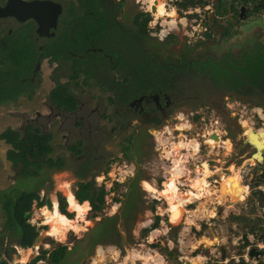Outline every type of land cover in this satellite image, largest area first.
<instances>
[{
	"label": "rangeland",
	"instance_id": "rangeland-1",
	"mask_svg": "<svg viewBox=\"0 0 264 264\" xmlns=\"http://www.w3.org/2000/svg\"><path fill=\"white\" fill-rule=\"evenodd\" d=\"M136 1L126 0L123 13L128 21L132 20L135 11L143 8L147 10V6L151 7L150 0ZM174 1L156 0L153 3L155 8L151 11L152 13L150 12V36L157 28H163L156 23V15L162 17L160 22L164 24L165 29H168L167 22L173 21L177 15L175 14L174 17L171 14V17L164 21L166 15L158 12L157 5L161 6L162 3H166L165 9L172 13ZM183 15L182 13L181 16ZM182 20L184 21L183 18ZM23 24L9 17L0 18V37L18 31L21 38L27 42L26 36H29L32 30L28 24ZM170 24L172 23L170 22ZM32 28L34 29L35 26ZM178 28L181 27L178 25ZM178 28L177 30H179ZM170 32H172L171 29ZM153 38L157 40V38ZM184 40L183 34H176L175 50L180 44H184ZM158 45L165 48L163 45ZM2 67L0 65V69L4 70L5 68ZM52 68L53 65L45 58L41 64L43 74L37 76L35 84L29 88L28 96L23 93L15 100L0 102V133L7 127L21 129L27 124H32L42 132L51 134V143L54 148L53 157L68 156L67 145L80 136L76 126L74 127L75 115L59 111L57 108L48 109L47 105H50L49 91L54 84L53 75H49ZM65 71L70 73V70ZM82 89L84 92L81 94L78 89L72 88L77 96H82L81 98L91 95L94 97V100H91V106L88 107L89 110L97 106L96 99L99 96L102 97L101 102L104 106L107 92L86 85ZM89 98L85 100L88 101ZM229 104L232 106L231 109H228L225 104L221 109L214 107L217 111L211 109L207 103L187 102L178 106L174 115L178 116L179 113L183 118L178 116V119L174 121L164 122L162 128L154 131L153 136L150 134L149 137L142 139L139 150L132 159H127L122 154L120 156L116 143L111 144L109 147L116 150L114 157L116 160L109 164L108 172L105 175L98 172L94 178L96 186L103 184L106 190L104 206L94 217L89 201H87L86 211L82 214H79V208L76 212V210L70 209L67 204L66 209L73 214L71 219L75 226L74 230L69 229L66 232L65 239L61 237L63 240H57L60 238L47 234L48 224L46 221L55 219L56 214L53 209H55V205L58 207V193L69 197L72 196V193L74 195L76 185L73 175L66 170L44 169L39 178H23L20 176L19 167H14L6 157L9 145L0 139V259H5L4 264H28V260L30 261L36 256L35 254L44 247L45 242L50 243L52 247L60 242L68 247H73L72 244L84 246V251L78 258L80 264H121L124 261L126 264H185L184 262L187 263L189 260H196L199 264H210L218 260L219 255L216 246L212 244L213 242H206L212 237L209 225L214 228L222 240L221 243H230L226 258L240 254L244 235L249 238L250 235L264 232L263 211L252 199L254 198L252 194L254 184L261 181L260 179L256 181L249 179L250 174L260 178V173L264 171V160L253 165L255 158L250 160L249 157L254 148L244 136L250 132H257L258 135L261 134L264 137V125H257L258 119L252 115L254 104H249V102H240L234 106L232 102ZM102 108H104V113L110 114V108ZM256 110L261 112L259 108ZM196 115L199 118H196ZM261 116L264 120V115ZM65 117L67 121H64ZM99 122L103 123L102 120ZM185 123L190 126L187 128ZM242 126H244V131H242ZM212 132L219 133L220 136L217 141L213 142L215 145L213 147L206 142L208 138H211L208 133ZM83 135L86 136L87 132ZM182 139L188 145L178 146V142ZM221 139L222 141L226 140V144L221 142ZM194 142L197 143V151L193 149ZM105 153L106 151L102 150L101 146L95 153L93 152V155ZM134 157L137 158V165L136 169L132 171ZM177 161L178 167L180 169L183 167L185 170L180 181L186 182V185L180 189L176 184L180 172L176 177L172 171V165H174L172 163ZM207 168L209 172L206 171ZM136 175V181H132ZM227 177L228 181L221 184ZM206 179L208 186L205 189L193 188L191 185L192 183L201 184V181L204 182ZM164 181L167 182L166 186L162 185ZM247 184L249 189L245 186ZM21 189H35L40 199L42 197L50 199V205L45 203L39 206L36 200L32 202L29 220L33 218L37 221L38 225L34 226L44 237L42 236L29 248L18 246L15 235L2 233L5 216L2 208V196L5 195L3 192L13 195ZM190 190L194 192L195 196L184 203L181 198L186 199ZM152 196L160 199H153ZM226 204L230 206L227 207ZM177 205L185 208L183 214L178 215ZM43 207H45L44 210ZM155 215H159L161 218L158 226L146 234H142V229L152 224ZM107 216L115 217L116 233L114 235L108 233L105 237L95 240L97 237L95 225ZM94 220L97 222L94 223ZM193 227L197 231H194ZM93 240H95L94 244ZM201 242H205L208 249L206 251L200 249L195 252L194 249ZM81 244L83 245L81 246ZM153 244L155 245L153 246ZM164 245L172 250L171 255L165 253L164 247H162ZM83 255L84 259L81 261ZM144 256L148 258H143ZM66 260L63 264L71 262L69 259L67 262ZM225 264L234 263L229 260Z\"/></svg>",
	"mask_w": 264,
	"mask_h": 264
},
{
	"label": "flooded vegetation",
	"instance_id": "flooded-vegetation-1",
	"mask_svg": "<svg viewBox=\"0 0 264 264\" xmlns=\"http://www.w3.org/2000/svg\"><path fill=\"white\" fill-rule=\"evenodd\" d=\"M0 1V7L7 2ZM50 1L60 5L56 27L52 29L54 33L50 36H39L38 24L32 18L24 21H18L12 16L0 18H12L18 23L28 24L32 30V33L26 36L33 57L31 69L25 77L19 78L21 82H29L28 90L23 93L27 96L37 76L43 74L41 64L47 58L53 65L49 74L53 75L52 88L56 83L66 82L68 91L76 100L75 109L70 111L52 104L50 95L51 106L47 105L49 110L57 108L76 116L74 127L76 126L80 138L67 145L68 156H56L63 159V166L53 168L70 172L75 185L80 181L94 180L98 172L104 175L108 172L109 164L116 160V150L109 147L113 143H116L120 156L132 159L138 152L142 139L150 134L153 136L154 131L162 128L164 122L178 119V116L174 115L175 109L187 102L207 103L215 111L216 107L221 109L225 104L231 109L229 102H232L233 106L240 102H249L254 104L251 106L252 115L264 125L261 116L264 115V77L257 71L260 67L257 59L264 56V0H189L190 3L184 10L177 5L179 0H175L173 5L177 15L174 16V23L170 20L172 24L167 22L168 29H165L164 24L160 22L162 17L156 15V23L163 28H157L152 32V36L149 35L151 19L148 22L147 35L140 24L143 13H150L151 7L135 11L132 20L128 21L123 13L126 0ZM155 1L150 0V6ZM165 6L166 3H162L156 8H159L160 14L167 16L164 19L167 21L171 12L167 11ZM178 25L181 28H178ZM162 30L167 34L160 40L155 33ZM180 33L185 37L184 44H180L175 50L176 34ZM17 35L19 40L22 36L20 33ZM54 54L59 55L56 57ZM144 55L153 59V64H145ZM65 70H70V73ZM177 75L185 77L184 80L178 78L181 85L175 79ZM85 85L108 93L104 98V106L102 97L99 96L96 99L97 106L89 110L94 97L91 95L81 98L82 96H77L72 90L74 87L82 94V87ZM102 107L110 108V114L104 113ZM100 120L103 123H100ZM64 121H67L66 117ZM85 132L86 136L83 135ZM252 134L253 132L249 134L252 140H260L261 146L258 149L263 148L264 137L257 132H254L256 137L251 136ZM101 146L106 153L94 156L93 152ZM261 152L264 157V149ZM134 160L132 171L137 165V158L134 157ZM259 163L257 161L253 165ZM136 178L137 175L132 181ZM259 179L254 176L250 181ZM166 184L167 182L163 185ZM154 197L153 199H156V196ZM46 223L49 224V235L63 240L53 234V224L50 221ZM59 244L61 243L52 247L50 243L45 242L36 256L28 260V264L41 254H44V257L32 264H63L66 259L71 262L65 264H80L78 258L83 253L84 246L80 247L78 244H72L73 247L61 244L66 246V256L54 263L50 257ZM68 255L70 257H67ZM83 259L84 255L81 261ZM190 261L192 260L188 262Z\"/></svg>",
	"mask_w": 264,
	"mask_h": 264
},
{
	"label": "trees",
	"instance_id": "trees-1",
	"mask_svg": "<svg viewBox=\"0 0 264 264\" xmlns=\"http://www.w3.org/2000/svg\"><path fill=\"white\" fill-rule=\"evenodd\" d=\"M189 3V0H179L177 5L184 10ZM150 19V13H143V19L140 24L145 35H147L148 32L147 26ZM135 21H137V17L135 18ZM17 34L18 33L16 32L11 35H4L0 37V65L5 68L4 70L0 69V102L17 99L19 95L26 92L28 88L27 86H29L28 80L26 82H21L19 78L28 74V71L31 69L33 57L31 56V50L30 47H28V42H25V39L21 38L18 40L19 36ZM21 40L22 42H20ZM58 55L59 54H54L56 57ZM144 59L146 60L145 64H153L154 62L153 59L147 55H144L143 60ZM257 64L260 65L257 69L258 74L261 77H264V56L257 59ZM161 68L162 67L160 66V69ZM179 70L183 71V69ZM177 76L178 77L176 78L174 77L177 81L178 78L179 80L180 78L182 80L185 78L183 75L181 77L179 75ZM166 79H172V77H166ZM179 83L181 85V82ZM148 86H145V88H152ZM50 101L54 105L64 107L67 111L75 109L76 106V100L68 91L66 82L55 84L54 88L50 91ZM196 118H199V116L196 115ZM0 139L4 140V142L9 145L6 150V157L12 162L14 167H19L20 176L23 178H39L42 175V170H51L54 167H62L64 164L63 159L60 157H53L54 148L51 143V134L42 132L39 128L34 127L32 124H27L21 129L7 127L0 133ZM165 182L166 181H164L163 184ZM105 191L106 190L104 189L103 184L96 186L94 180L92 179L90 181L78 182L74 195L72 193L71 197L67 195L65 196L68 201V207L72 210H76V212H78L77 209L79 208V214L86 211V207L88 205L87 201H89L91 204V211L94 212L93 216L95 217L96 213L101 211L104 206ZM3 193H5V195L2 196V208L5 216L2 233H8L11 236L15 235L16 244L22 248L32 246L39 234L38 228L28 221L32 202L36 200L39 206L45 203L50 205V199L48 197H42L40 199V196L35 189H21L13 195H7L5 191ZM252 194L255 198H257L258 205L263 207L264 192L254 189ZM57 197L58 208L56 211V218L53 220L52 225L54 229L53 234L55 236L65 238L66 232L70 229L69 226H67V222L73 221L71 219L73 214L68 212L66 209V198L60 193H58ZM44 209L45 207H43V210ZM160 219L159 215H155L152 224L149 227L144 228L142 230V234H146L151 229L156 228ZM114 220V216H108L105 220L96 223L95 228L97 237L95 240L105 237L108 233H111L112 235L116 233ZM95 240H93V243ZM248 243V239L246 235H244L243 242L240 246L241 250H243ZM154 245L155 244H153V246ZM164 251L166 254H172V250L168 249L167 246L164 247ZM66 253V246L59 244L57 249L53 251L50 258L54 263H58L66 256ZM40 257H44V254L35 257L31 263L35 262ZM4 263L5 259H0V264ZM241 263L242 261L239 264ZM258 264L264 263L258 262Z\"/></svg>",
	"mask_w": 264,
	"mask_h": 264
},
{
	"label": "water",
	"instance_id": "water-1",
	"mask_svg": "<svg viewBox=\"0 0 264 264\" xmlns=\"http://www.w3.org/2000/svg\"><path fill=\"white\" fill-rule=\"evenodd\" d=\"M155 6H151V11L154 10ZM60 12V5L52 2L50 0H32L30 2L24 1V0H7V2L4 4V6L0 7V16H12L18 21H24L28 18L34 19V21L38 24V31L37 33L39 36L43 35H52L53 30L56 27L57 22V15ZM161 17V16H160ZM159 17V18H160ZM51 30V31H50ZM38 65V63H37ZM257 124H261V120H257ZM242 131H244V126H242ZM254 135V132L251 136ZM246 137V140L250 145L253 146L254 151L250 154V160L253 159L254 162H262L264 160V157L262 155L261 150L264 149H258L260 146V140H252L250 137H248L247 134H244ZM211 137L216 139L218 136L217 134H211ZM257 155V156H256ZM264 173H260V181L261 183L264 182ZM259 182H255L254 185H257ZM222 187V186H221ZM240 187V186H239ZM97 220H94V223H96ZM194 231L195 228H193ZM199 233V232H198ZM211 234L213 236L212 244L216 246L217 252H218V260L211 262L210 264H222L221 262L227 257L230 243H221L220 239L217 234L214 233V231L211 228ZM44 237L43 234H39L36 241L40 240ZM200 248L203 250H207V246L204 243L199 244L197 248H195L196 251H198ZM264 254V251L256 250L254 247H251L248 251L249 256H257Z\"/></svg>",
	"mask_w": 264,
	"mask_h": 264
},
{
	"label": "crops",
	"instance_id": "crops-1",
	"mask_svg": "<svg viewBox=\"0 0 264 264\" xmlns=\"http://www.w3.org/2000/svg\"><path fill=\"white\" fill-rule=\"evenodd\" d=\"M213 134H214V132H212ZM212 133H208V136H211V134ZM216 133V132H215ZM219 135V134H218ZM226 140H223V142H224V144H226V142H225ZM201 169V168H200ZM205 170V169H204ZM206 171L207 172H209V169L207 168L206 169ZM201 175V174H200ZM223 177V176H222ZM252 177H254L252 174H250L249 175V179L251 180V178ZM181 180V179H180ZM180 180H178V181H180ZM197 180V179H196ZM226 181H228V177L226 178V179H224V181H223V183H221V184H224V182H226ZM183 182V181H182ZM202 183L201 184H197V183H195V184H191L192 185V187L193 188H203V189H205V187L206 186H208V184H207V179H206V181H204L203 182V180L201 181ZM259 182V181H258ZM185 184H186V182H184ZM261 182H259L257 185H254V189L255 190H259L258 188H256V186H258L259 184H260ZM242 184V183H241ZM242 185H244V184H242ZM245 186H247V189H249V185L247 184V185H245ZM198 190V189H197ZM191 192H192V194H193V196L192 197H194V192L192 191V190H190ZM259 191H261V190H259ZM261 192H263V191H261ZM244 194H246V193H244ZM254 201H256V203H257V205H258V201H257V198H252ZM181 204V203H180ZM227 205V204H226ZM232 205V204H231ZM228 206H230V205H227V207ZM259 206V205H258ZM259 208H260V210H262L263 211V214H264V206L263 207H260L259 206ZM206 226V225H205ZM194 228V227H193ZM211 228H212V230L214 231V233L215 234H217L216 232H215V230H214V228L212 227V226H210L209 225V232H210V234H211ZM196 230V229H195ZM197 231V230H196ZM218 235V234H217ZM211 236H212V234H211ZM247 237V236H246ZM213 239V236L210 238V240H212ZM220 239V238H219ZM247 239H248V242L250 241L251 242V246H250V248L251 247H254L256 250H260V251H264V249H260L259 248V246L258 245H261V244H264V232H262V234H254V235H250L249 236V238L247 237ZM220 242H222V240H220ZM201 243H204V242H201ZM200 243V244H201ZM206 245V244H205ZM249 245V243L246 245V246H248ZM207 246V245H206ZM215 246V245H214ZM246 246L243 248V250H241V253H243L244 251H245V248H246ZM197 248V247H196ZM249 248V249H250ZM200 249H202V248H200ZM199 249V250H200ZM208 249V248H207ZM171 250V249H170ZM195 250V249H194ZM203 250V249H202ZM204 251H206V250H204ZM228 251V250H227ZM249 251V250H248ZM195 252H198V251H196L195 250ZM240 253V254H241ZM248 253V252H247ZM251 257V256H250ZM252 257H258V262H263L264 263V260H263V258H264V254H262V255H257V256H252ZM258 262L256 263V264H258ZM222 263V262H221ZM223 264V263H222Z\"/></svg>",
	"mask_w": 264,
	"mask_h": 264
},
{
	"label": "bare ground",
	"instance_id": "bare-ground-1",
	"mask_svg": "<svg viewBox=\"0 0 264 264\" xmlns=\"http://www.w3.org/2000/svg\"><path fill=\"white\" fill-rule=\"evenodd\" d=\"M180 123V122H179ZM181 125V124H180ZM180 125H178L179 127H181ZM185 126L188 128V126H190L189 124H187V123H185ZM176 128H178V127H176ZM217 134V138L216 139H214V138H212L211 136V138H208L207 140H206V142L210 145V146H215L214 145V141H217L218 139H219V133H216ZM248 135V137H249V134H247ZM253 137H256V135H254ZM251 139V138H250ZM192 140H194V139H192ZM190 141V140H189ZM187 143L184 141V139H182V140H180L179 142H178V146H181L182 147V145H186ZM188 145V144H187ZM191 145V144H190ZM260 145V144H259ZM261 146V145H260ZM180 147V148H181ZM263 147V146H262ZM193 149L195 150V151H197V143L196 142H194L193 143ZM174 151V150H173ZM257 156V155H256ZM174 159V158H173ZM172 161H174V160H172ZM181 161V160H180ZM179 161V162H180ZM172 164H174V165H172V171H173V173L175 174V176L179 173V164H178V161L177 162H173ZM184 166V165H183ZM178 176V175H177ZM176 176V177H177ZM222 177V176H221ZM223 178V177H222ZM155 192H158V191H156L155 190ZM193 194H192V192L190 191L187 195H186V199L184 198H181L182 200H183V202L185 203L187 200L189 201V200H191L193 197ZM195 196V195H194ZM200 206H202V205H200ZM57 206L55 205V209H53V211L55 210V214H56V211H57ZM176 209L178 210V215H180V214H183L184 212H185V209L181 206V205H177V207H176ZM201 210V209H200ZM43 211V210H42ZM202 212V211H201ZM54 220V219H53ZM52 220V221H53ZM52 221H50V222H52ZM72 222H74V221H72ZM72 222H67L68 223V226H69V228L70 229H73L74 230V226L72 227L71 225H73V223ZM47 234H50V232L48 231V229H47ZM207 243L208 242H212V240H208V241H206ZM204 244H206L205 242H204ZM139 253V252H138ZM132 254V253H131ZM144 254V253H143ZM133 255H134V253H133ZM146 255V254H145ZM142 256V255H141ZM140 257V256H139ZM138 257V258H139ZM141 258V257H140ZM143 258H148V257H143ZM125 259H126V257H125ZM124 259V260H125ZM134 259V258H133ZM149 259H151L150 257H149ZM154 259V258H153ZM152 260V259H151ZM155 260V259H154ZM123 262V261H122ZM121 264H126L125 263V261H124V263H121ZM188 264H198V262L196 261V260H192V261H190V262H188Z\"/></svg>",
	"mask_w": 264,
	"mask_h": 264
},
{
	"label": "built area",
	"instance_id": "built-area-1",
	"mask_svg": "<svg viewBox=\"0 0 264 264\" xmlns=\"http://www.w3.org/2000/svg\"><path fill=\"white\" fill-rule=\"evenodd\" d=\"M187 122H188V120H187ZM212 134H213V133H212ZM214 134H216V133L214 132ZM183 171H185L183 167H182L181 169L179 168L180 175L178 176V180H180V178H182V177L184 176V175H183ZM168 177H169V176H168ZM166 179H167V178H166ZM178 180H177L176 184H177V187H178L179 189H180L181 187H183V186L186 185L184 182H182V181H178ZM256 188H258L259 190H261V191L264 192V182L260 183L258 186H256ZM156 199L159 200L160 198H159V197H156ZM66 201H67V198H66ZM67 203H68V201H67ZM28 221H29L32 225H38L37 221H35L33 218L30 219V220H28ZM250 246H251V242L249 241V245L246 246L245 251H244L243 253H241V254H236V255H231V256H229L228 258H226V260L224 259V260L222 261V263L225 264L227 261L230 260V261L233 262L234 264H239L241 261H242L241 264H256V263L258 262V257H250V256L248 255V253H247L248 250H249V248H250ZM258 246H259V245H258ZM259 248H260V249H264V247H260V246H259ZM245 255L248 257L247 260L244 259ZM216 256H217V255H216ZM237 257L239 258L238 260L236 259Z\"/></svg>",
	"mask_w": 264,
	"mask_h": 264
},
{
	"label": "clouds",
	"instance_id": "clouds-1",
	"mask_svg": "<svg viewBox=\"0 0 264 264\" xmlns=\"http://www.w3.org/2000/svg\"><path fill=\"white\" fill-rule=\"evenodd\" d=\"M196 11H199V9H196ZM173 16L175 15V9H173L172 10V13H171ZM172 23H174V21L172 22ZM167 33H166V31H161V32H159V33H155V35H157V37H158V39H160V40H163V38H164V36L166 35ZM187 35H191V33H187ZM178 116H180L181 118H183L182 117V114H177ZM65 197V196H64ZM66 198V197H65ZM86 203V202H85ZM68 204V203H67ZM235 242V241H234ZM260 247H264V244H261V245H259ZM237 260L239 259L238 257L236 258ZM244 259L245 260H247L248 259V257L245 255V257H244Z\"/></svg>",
	"mask_w": 264,
	"mask_h": 264
}]
</instances>
